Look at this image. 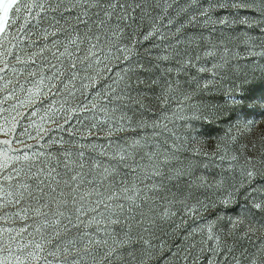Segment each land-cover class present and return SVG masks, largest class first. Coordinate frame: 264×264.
<instances>
[{"label": "snow or ice", "instance_id": "6c2138e0", "mask_svg": "<svg viewBox=\"0 0 264 264\" xmlns=\"http://www.w3.org/2000/svg\"><path fill=\"white\" fill-rule=\"evenodd\" d=\"M257 57L264 0H0V264H264Z\"/></svg>", "mask_w": 264, "mask_h": 264}, {"label": "rangeland", "instance_id": "374dc122", "mask_svg": "<svg viewBox=\"0 0 264 264\" xmlns=\"http://www.w3.org/2000/svg\"><path fill=\"white\" fill-rule=\"evenodd\" d=\"M258 35V33H256ZM205 35H207V33H205ZM224 36L226 39H231L233 40V42H235V39L243 37L244 36V32L241 31L240 29H233L231 31L225 29L223 33H221V31L217 30V32L214 34V36L211 37V39H218L221 36ZM237 50L241 53V55L244 54V45L241 43L239 44V46L234 49ZM252 63L253 61H244L241 60L239 61V68H233L231 69L232 72L238 71L241 73V75L247 73L249 76L252 74L253 71H255L257 77L259 76L260 72H259V67H257L256 69H253L252 67ZM254 63L257 66H264V57H257L255 58ZM231 81H225L222 82V84H218L216 85L211 91L212 94H214L215 99L219 100L220 97L223 95V92L225 89H227L230 85ZM193 103L198 102L196 100L192 101ZM155 110L159 111V106H155ZM174 111H178L177 107H173L172 109H170L165 115L168 116L169 120H171V123H168L167 120H164V123H168L169 128H173L175 130L176 135L175 136H167L166 134L161 136V140L163 141L165 138L168 139L169 143H171L172 140H176L177 144L183 142V141H187L189 139V137L185 134L186 130L184 128H182L181 125V121L179 119H176L173 117V112ZM184 114L188 115V111H187V107L185 106L184 108ZM254 119L257 120V124L254 125L251 129V132L249 133L248 129H242V132L240 133V140L239 143L245 144L249 141L251 142H255L256 144V152L259 153L261 150H264V141L261 140V137L264 136V117L261 116H256L253 117ZM27 122H25V124H22L20 126V131H23V127L26 125ZM228 125L227 124H217V125H201L199 123H197L195 125V130L192 131V136H196V133H199V136L196 137L197 139L200 140H204L207 143H205L203 145V148L205 151L211 152L214 148L216 143L218 142V139L222 136H224L225 131L227 130ZM233 134H236L235 129H233ZM53 135H60V133H54ZM3 137L0 136V139H2ZM67 138V137H65ZM27 143L31 144L32 141L29 140L27 141ZM231 154V153H229ZM201 160H203V158H200ZM206 162V161H205ZM213 174L219 172L220 170V162L214 161L213 162V166L210 167L209 169ZM209 179H211V176L209 177ZM161 264H167L166 261H162Z\"/></svg>", "mask_w": 264, "mask_h": 264}]
</instances>
